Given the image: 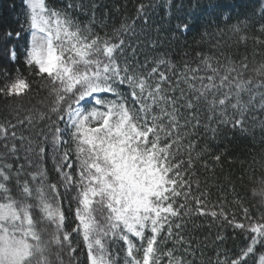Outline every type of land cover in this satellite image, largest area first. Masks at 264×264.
<instances>
[{
	"label": "trees",
	"instance_id": "16d2710c",
	"mask_svg": "<svg viewBox=\"0 0 264 264\" xmlns=\"http://www.w3.org/2000/svg\"><path fill=\"white\" fill-rule=\"evenodd\" d=\"M43 1L57 56L51 74L28 59L25 0H0V203L29 219L30 264H89L77 218L87 185L97 192L91 249L103 262L259 264L264 1ZM103 74L118 79L110 87L140 82L121 104L136 121L129 159L149 162L162 183L135 191L148 209L121 213L94 178L96 156L82 141L97 120L83 130L66 122Z\"/></svg>",
	"mask_w": 264,
	"mask_h": 264
},
{
	"label": "rangeland",
	"instance_id": "374dc122",
	"mask_svg": "<svg viewBox=\"0 0 264 264\" xmlns=\"http://www.w3.org/2000/svg\"><path fill=\"white\" fill-rule=\"evenodd\" d=\"M25 2L31 14L28 59L37 64L42 72L51 74L56 68L57 56L51 46V26L46 16L44 1L25 0ZM162 7L164 13H169L165 5ZM114 77L101 75L98 80L103 84L102 87H97L95 91L76 103L68 114L66 122L73 129L83 130L88 121L97 120L90 127V131L83 136L82 141L85 142V147L90 153L96 156L93 165L94 178L114 201L122 204L119 211L129 213L136 209L149 208L145 196L135 191H144L147 182L152 183L155 189L161 188L162 183L155 181L149 162L141 163L137 168L129 159V156L134 154V148L137 147V144H134L132 148L130 144L137 137L136 121L127 117L124 119L121 102L125 95L139 94L140 82L134 84L124 79V85L117 84L115 87H110V82L115 84L118 80ZM129 168L136 170L128 172ZM136 179L139 181H134ZM87 187L89 191L83 196L82 208L77 212V218L86 242L88 263L109 264L96 258L91 249L87 212H89V196L97 195V192L93 186L87 185ZM122 217L123 215L119 214V218ZM30 227L26 214L16 210L15 205L0 203V264L31 263L36 238ZM141 230L142 228L139 231ZM259 264H264V257Z\"/></svg>",
	"mask_w": 264,
	"mask_h": 264
}]
</instances>
